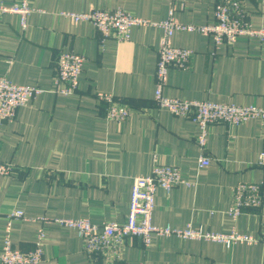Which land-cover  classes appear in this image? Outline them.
<instances>
[{
    "label": "crops",
    "instance_id": "crops-1",
    "mask_svg": "<svg viewBox=\"0 0 264 264\" xmlns=\"http://www.w3.org/2000/svg\"><path fill=\"white\" fill-rule=\"evenodd\" d=\"M219 0H179L177 19L202 26L215 21ZM248 20L264 26V0H241ZM35 11L22 30L19 18L0 20V77L44 91L19 108L12 121L0 123V161L17 170L0 176V254L4 214L14 209L25 219L12 226L17 248L34 246L40 229L42 264H264V199L259 209L229 216L234 188L241 182L262 184L264 119L240 125L209 126L206 148L197 143L199 126L155 102L160 26L135 27L132 37L102 41L93 23L62 15L96 9H123L160 23L167 19L169 0H32ZM175 46L194 52L188 69L170 68L164 95L182 100L264 108V41L241 36L234 44L216 47L198 31L176 30ZM85 57L75 94L54 91L55 60L61 52ZM111 94L131 108L123 121L106 120L107 104L98 93ZM201 154L211 158L199 168ZM180 168L188 184L170 192L159 188L153 224L192 228L204 234L235 229L255 238L236 243L154 234L145 247L129 238L123 258L90 259L74 228L49 219L89 218L95 223L124 222L130 211L134 178L151 173L155 162Z\"/></svg>",
    "mask_w": 264,
    "mask_h": 264
},
{
    "label": "built area",
    "instance_id": "built-area-1",
    "mask_svg": "<svg viewBox=\"0 0 264 264\" xmlns=\"http://www.w3.org/2000/svg\"><path fill=\"white\" fill-rule=\"evenodd\" d=\"M170 10L166 20L154 23L134 16L123 9H96L75 13H62L78 23L88 21L94 24L102 41L115 37L118 41H127L132 37L135 27L160 26L163 37L158 48V63L156 69L155 102L158 106L167 108L177 116H183L198 124L197 143L201 150L207 146L208 128L215 123L240 125L251 119H264V108L222 104L213 101L182 100L164 95L168 82L170 68L188 69L194 52L187 48L175 46L172 42L176 30L198 31L211 37L216 47L223 44H234L241 36L264 41V26H254L247 18L241 0H219L215 6V21L208 25L194 26L181 23L176 16L179 0H169ZM35 11L32 0H0V20L6 14L19 18L22 30L28 27V18ZM85 57L73 51L61 52L55 60L54 91L59 94L72 95L80 85V75L83 72ZM44 90L38 86L19 85L6 77H0V123L16 118L19 108L29 104ZM98 98L105 101L107 109L106 120H126L131 114V108L117 101L113 95L98 93ZM211 158L205 154L199 157V168L209 165ZM259 164L264 165V151L259 156ZM17 170L12 163L0 161V176H10ZM188 184L180 168L162 165L155 162L152 171L147 176L134 178L129 214L124 222L106 221L95 223L89 218L49 219L40 217L45 222H58L74 228L83 241V250L94 260L99 257L106 262H118L123 258V248L129 238L137 237L145 247L152 245L154 234L160 236L177 235L181 238L206 239L224 243L230 247L236 243H255L257 240L249 235L238 233L235 229L221 234H204L192 228L173 229L158 227L153 224L155 196L159 188L170 192L174 187ZM262 184L257 182H241L234 188V198L229 216L236 220L249 209H259L263 204ZM0 209V217H1ZM5 231L0 254V264H42L44 262L43 240L45 232L40 229L34 246L30 249L17 248L11 238L12 226L25 219V212L14 209L3 215Z\"/></svg>",
    "mask_w": 264,
    "mask_h": 264
}]
</instances>
